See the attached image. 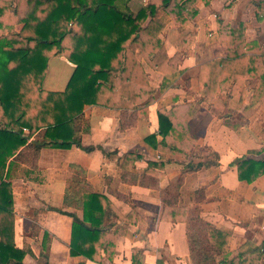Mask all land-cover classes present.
Segmentation results:
<instances>
[{"label":"crops","instance_id":"obj_1","mask_svg":"<svg viewBox=\"0 0 264 264\" xmlns=\"http://www.w3.org/2000/svg\"><path fill=\"white\" fill-rule=\"evenodd\" d=\"M259 1L210 0L205 5L198 0L197 15L185 25L161 15L158 38L168 56L164 71L151 68L144 56L138 57L136 44L130 48L132 87L127 92L133 99L138 97L140 88L135 81L140 74L152 90L145 118L121 130V110H125L126 119L135 112L123 107L131 101L122 89H102L100 102L111 98L110 103L120 106L97 103L84 107L81 147L44 148L35 169L14 157L7 161L3 180L11 184L13 242L25 252L23 264H193L186 224L180 220L183 216H163L159 188L166 189L178 181L175 209L199 202L201 220L229 238L227 253L213 252L207 264H264V174L251 183L240 181L233 164L240 158H264V11L258 12ZM147 2L131 0L128 9L135 14ZM223 27H233L242 35L236 41ZM238 41L241 45L232 50ZM235 51L240 56L230 61L228 81L238 80L245 94L240 102L232 98L226 109L229 87L218 89L222 98L210 101L203 97V84L207 64L227 60L228 53L235 57ZM73 71L74 65L65 58L50 59L42 89L64 92ZM170 72H178V76L162 87L164 74ZM189 105L197 109L192 117L187 110L171 113L174 108ZM159 109L171 113L177 129L172 137L179 134L183 139L185 155L159 152L143 143L150 134L161 140L157 135ZM23 132L26 134L27 129ZM35 138L32 135L28 143ZM126 153L140 159L122 170ZM212 154L218 156L217 164L197 168ZM148 161L163 164L158 188L134 182L144 173ZM72 166L84 172L90 192L106 197L114 207L105 214L103 225L108 235L115 236L114 245L100 261L69 254L72 219L63 213L82 217L81 211L63 205ZM155 172L151 170L148 176L153 177Z\"/></svg>","mask_w":264,"mask_h":264},{"label":"trees","instance_id":"obj_2","mask_svg":"<svg viewBox=\"0 0 264 264\" xmlns=\"http://www.w3.org/2000/svg\"><path fill=\"white\" fill-rule=\"evenodd\" d=\"M130 1L0 0V264H23L25 256L13 242L11 184L3 180L7 161L14 157L35 169L44 148L68 150L81 147L84 107L97 103L120 106L110 103L111 98L100 102L102 89L126 91L131 103L123 107L135 112L126 119L125 110H121L120 129L134 127L138 118L147 116L152 90L140 74L139 80L135 81L140 88L138 97L133 99L127 92L132 87L129 74L133 58L131 46L139 47L138 57L144 56L151 68L164 71L168 56L158 38L162 31L159 17L164 15L175 24L185 25L198 13L195 7L198 0H148L135 14L128 9ZM201 1L207 5L210 0ZM263 4L264 0L258 3L261 14ZM222 30L230 31L236 41L242 35V31L233 27ZM236 44L232 50L241 45L239 41ZM238 52L235 51V57L234 53H228L227 60L207 64L208 74L203 84L205 100L222 98L218 89L225 85L229 87L225 96L226 109L230 108L232 98L240 102L244 97L243 84L235 79L228 81L230 61L239 58ZM54 57H63L74 65L62 93L42 89L48 62ZM177 76L178 72L164 74L162 87L173 83ZM177 110H187L186 114L191 117L192 112L197 111L195 105H189L174 108L171 113ZM171 113L163 109L157 111L159 142L156 134H150L142 141L159 152L185 155L182 153L183 139L179 134L172 137L176 128L169 117ZM23 129H27L26 134ZM34 134L36 138L28 143ZM212 155L199 162L197 168L217 164L218 156ZM139 159L135 154L126 153L120 168L133 166ZM233 164L240 181L251 183L264 174V158L260 161L240 158ZM188 167L193 168L192 164ZM151 170L156 171L153 177L148 176ZM162 172V163L148 161L144 173L134 182L147 188H158ZM83 178L84 172L80 168H70L63 205L81 211L82 217L63 213L72 219L69 254L100 261L101 255H108L114 245L115 236L108 235L103 229L105 214L114 207L106 197L90 192V186ZM179 186L180 181L166 189L159 188L160 199L165 207L164 218L170 214L183 216L180 220L186 224L192 263H209L213 252L225 255L229 238L201 220L199 202L185 209H175Z\"/></svg>","mask_w":264,"mask_h":264},{"label":"built area","instance_id":"obj_3","mask_svg":"<svg viewBox=\"0 0 264 264\" xmlns=\"http://www.w3.org/2000/svg\"><path fill=\"white\" fill-rule=\"evenodd\" d=\"M144 2H146L147 0H143Z\"/></svg>","mask_w":264,"mask_h":264},{"label":"rangeland","instance_id":"obj_4","mask_svg":"<svg viewBox=\"0 0 264 264\" xmlns=\"http://www.w3.org/2000/svg\"><path fill=\"white\" fill-rule=\"evenodd\" d=\"M145 6V5H144ZM20 27H17V29H19Z\"/></svg>","mask_w":264,"mask_h":264}]
</instances>
